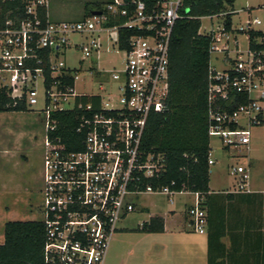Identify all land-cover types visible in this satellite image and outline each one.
Here are the masks:
<instances>
[{"label":"built area","instance_id":"2783aa9c","mask_svg":"<svg viewBox=\"0 0 264 264\" xmlns=\"http://www.w3.org/2000/svg\"><path fill=\"white\" fill-rule=\"evenodd\" d=\"M49 1L0 0V92L12 106L23 104L44 118L43 264H103L119 221L135 209L139 195L170 198L181 192L150 183L164 171L165 156L144 149L142 137L150 114L167 109L171 30L185 16L186 0H105L101 9L91 10L99 14L90 11L78 20L51 19ZM225 14L202 16L220 20L199 32L210 36L207 134L222 149L239 151L250 147L251 128L264 121V48H250L247 36L243 49L237 35L264 32V21L254 16L227 29ZM120 30L127 33L123 48ZM102 31L116 32L114 42L109 34L107 39L123 55L122 68L110 72L115 94L106 99L77 92L80 68L64 60L70 48L81 52L77 63L97 51ZM254 41L264 43V37ZM63 114L76 121L73 137L58 132ZM207 162L213 163L210 151ZM228 173L239 189L249 177L244 165H229ZM194 193L185 213L193 229L203 233L207 214Z\"/></svg>","mask_w":264,"mask_h":264},{"label":"trees","instance_id":"16d2710c","mask_svg":"<svg viewBox=\"0 0 264 264\" xmlns=\"http://www.w3.org/2000/svg\"><path fill=\"white\" fill-rule=\"evenodd\" d=\"M148 4L156 0H145ZM234 0H186L185 16L175 20L169 43V88L167 109L151 113L148 117L142 147L159 151L165 156V169L152 185H166L176 191L197 192L202 197L200 206L206 210L210 228L213 211L209 207V164L210 151L207 134L206 85L210 36L199 33L200 17L226 12L223 21L230 28ZM102 1H89L84 5V15L102 8ZM182 11V10H181ZM250 48H264V43H255L264 32L248 30ZM126 32L119 31L121 48L126 46ZM95 101L97 96H94ZM23 104L12 106L0 92V111H25ZM58 132L64 137H73L76 121L70 114L58 117ZM163 229L159 216L144 221L137 230L158 232ZM217 238V239H216ZM208 235V242L218 240ZM44 229L41 220H7L3 224V241L0 243V264H43L42 247ZM207 264H222L208 254Z\"/></svg>","mask_w":264,"mask_h":264},{"label":"rangeland","instance_id":"374dc122","mask_svg":"<svg viewBox=\"0 0 264 264\" xmlns=\"http://www.w3.org/2000/svg\"><path fill=\"white\" fill-rule=\"evenodd\" d=\"M89 1L104 2L105 0H50L48 6L50 17L54 20H78L83 16L85 3ZM232 8L233 26L238 27L254 16L264 21V0H234ZM219 20L218 17H213L211 20L202 17L199 32L207 31L209 27L214 28ZM107 34L111 37V42L116 40L115 31H102L100 48L81 63H77L78 58L81 57L78 48H70L66 51L64 59L66 64L80 68L74 84L77 92L102 94L105 99L115 94V82L111 81L110 72L122 68L123 55L115 44L110 46ZM237 36L240 47L245 49L247 35L240 32ZM211 63L218 66L213 56ZM98 70L101 72L97 73ZM98 86H101V89ZM43 136L44 118L37 111H0V185L14 187L16 184V189L0 196V238L3 224L7 220L42 219ZM249 145V151L246 147H240L239 151L235 148L222 149L216 137L209 138L210 157L214 160V164L210 165L209 169L213 186H222L231 179L228 174L229 165L247 166L249 161H253L255 176L260 173L259 167L264 168L262 164L264 121L251 128ZM172 196L174 202L180 197L178 194ZM141 197L150 204L154 203L155 207H175L173 204L170 205L160 193H149Z\"/></svg>","mask_w":264,"mask_h":264},{"label":"crops","instance_id":"0c3cea01","mask_svg":"<svg viewBox=\"0 0 264 264\" xmlns=\"http://www.w3.org/2000/svg\"><path fill=\"white\" fill-rule=\"evenodd\" d=\"M244 166L249 177L241 189L229 173L231 179L225 184L213 186L209 170L208 204L213 218L210 228L206 224L203 233L193 229L185 213L195 200L194 192L175 193L180 195L175 202L173 196L169 198L160 193L170 205H175L173 208L155 207L141 197L149 193L139 195L131 215L119 221L103 264H207L208 254L222 264H264V168L259 167L260 173L255 176L253 161ZM14 188L16 184L14 187L0 185V196ZM154 216L162 218V231L137 230ZM209 233L218 236V240L212 239L209 243ZM0 239L2 243L3 229Z\"/></svg>","mask_w":264,"mask_h":264},{"label":"water","instance_id":"95a60500","mask_svg":"<svg viewBox=\"0 0 264 264\" xmlns=\"http://www.w3.org/2000/svg\"><path fill=\"white\" fill-rule=\"evenodd\" d=\"M100 11H91V14H99Z\"/></svg>","mask_w":264,"mask_h":264}]
</instances>
